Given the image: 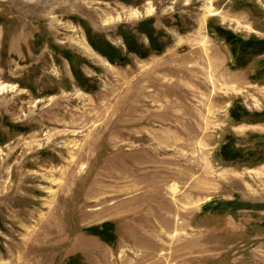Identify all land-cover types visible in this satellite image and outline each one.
Segmentation results:
<instances>
[{
  "label": "rangeland",
  "instance_id": "1",
  "mask_svg": "<svg viewBox=\"0 0 264 264\" xmlns=\"http://www.w3.org/2000/svg\"><path fill=\"white\" fill-rule=\"evenodd\" d=\"M211 22L264 39V0H0V264H264V146L219 156L229 134L264 135L230 116L264 112V55L237 67ZM223 202L258 210L204 212ZM106 223L114 246L87 233Z\"/></svg>",
  "mask_w": 264,
  "mask_h": 264
},
{
  "label": "trees",
  "instance_id": "2",
  "mask_svg": "<svg viewBox=\"0 0 264 264\" xmlns=\"http://www.w3.org/2000/svg\"><path fill=\"white\" fill-rule=\"evenodd\" d=\"M153 20H145L139 24L137 27V33L139 35H145L151 44V50L154 53H161L164 48L159 41V37H154L156 31L153 28ZM210 32L216 34L222 41H224L229 47L230 51L234 57L237 67L245 68L248 66L250 58L254 56L264 55V39L250 38L246 39L240 35H237L219 25H215L213 22L210 23ZM123 39L127 51L129 53H137L141 57H145L142 51V47L138 43L136 35L132 31L123 32ZM87 35L90 45L95 51H97L102 56L108 58L112 64L123 65L127 62L123 50L117 49L114 47L107 39L104 37L93 36L90 33V30H87ZM58 48H56L57 50ZM67 59L72 65L73 73L76 77V80L83 85V82L87 81L84 78L80 69L76 68V62L74 63L73 59L75 58L70 53H65ZM79 61V60H78ZM85 62L83 59H80V63ZM90 88L89 86H87ZM91 89V88H90ZM92 90V89H91ZM230 116L235 122H249V123H260L264 122V112L261 113H252L243 108L240 105V101H235L230 110ZM242 142H257L258 146H264V135L260 136L258 134H249L247 135V140L238 138L233 134L226 136L224 143L222 144L219 150L220 159L225 163H236L242 162L246 163L250 160L261 161L263 160V153L260 149L253 148H243ZM254 162V161H251ZM213 203H210L207 208H204V212L212 213H224V212H236L239 210H258V208H243L239 203H221L218 207L212 208ZM248 208V209H247ZM264 209V208H263ZM207 210V211H206ZM87 233L92 236L100 237L104 242L109 245H115V227L112 223H106L102 226L91 227L87 229ZM67 264H86L79 260V257L71 258Z\"/></svg>",
  "mask_w": 264,
  "mask_h": 264
},
{
  "label": "bare ground",
  "instance_id": "3",
  "mask_svg": "<svg viewBox=\"0 0 264 264\" xmlns=\"http://www.w3.org/2000/svg\"><path fill=\"white\" fill-rule=\"evenodd\" d=\"M81 44V43H80ZM83 45V44H82ZM85 47V46H84ZM86 49L91 51V48L89 46L85 47Z\"/></svg>",
  "mask_w": 264,
  "mask_h": 264
}]
</instances>
